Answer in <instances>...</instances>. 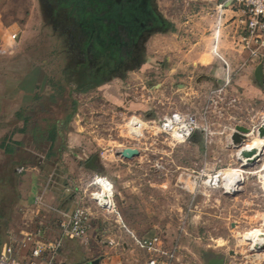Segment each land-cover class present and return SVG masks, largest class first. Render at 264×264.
<instances>
[{
	"label": "rangeland",
	"instance_id": "rangeland-1",
	"mask_svg": "<svg viewBox=\"0 0 264 264\" xmlns=\"http://www.w3.org/2000/svg\"><path fill=\"white\" fill-rule=\"evenodd\" d=\"M153 2L167 25L164 31L143 39L140 61L119 76L105 78L100 86L78 92L79 72L74 71L77 64L70 53L72 45L65 38L67 31L52 20L49 8L41 0H0L3 22L15 20L24 29L29 19L23 47L36 48L35 38H41L42 52L36 53L35 64L42 70V134H48L67 109L73 106L75 110L62 135L65 149L78 157L66 155L58 167L64 170V177L61 172L56 182L78 188L75 194L70 189L73 196L60 195L64 198L60 201L70 200L75 205L77 198L71 197L83 195L82 201L89 205L85 195L88 197L92 186L88 181L97 171L113 182L114 202L120 213L131 226H139V230H131L145 236L158 233L166 243L177 241L179 261L206 264L218 256L223 264H264V255L252 256L255 251L249 250L245 238L248 235L250 240L251 233H258L255 229H264V153L256 163L254 159L241 162L237 154L239 148L250 143L264 145V73L259 85L253 74L258 63L250 62L233 44L229 33L232 27H226L232 9L223 11L216 38V4L202 9L203 0ZM9 32L0 24V44ZM213 45L227 65L212 52ZM188 52L210 59L189 61L185 56ZM218 69L222 77L213 78ZM221 86L224 89L212 104L208 96ZM35 107L28 113H34ZM174 109L195 112L206 132L186 141L160 132L156 127L159 119ZM238 125L248 127L251 134L236 144L232 136ZM47 145L42 142L43 148ZM125 147L136 148L140 154L125 158L121 155ZM78 159V171H69L68 164L73 160L76 165ZM126 165L133 168L125 169ZM215 173L224 182L226 175L240 173L242 184L233 188L237 192L225 193L221 186L213 185ZM21 174L18 170L17 176ZM49 174L46 171L43 179L41 176L43 184L48 177L50 183L54 181L55 175ZM49 214L44 211L42 219L49 221ZM98 215L91 222L92 237L93 228H100L101 218H105L102 211ZM112 239L119 252L123 250L124 236ZM129 247L143 264L145 252L132 242Z\"/></svg>",
	"mask_w": 264,
	"mask_h": 264
},
{
	"label": "crops",
	"instance_id": "crops-1",
	"mask_svg": "<svg viewBox=\"0 0 264 264\" xmlns=\"http://www.w3.org/2000/svg\"><path fill=\"white\" fill-rule=\"evenodd\" d=\"M221 1L203 0L200 6L204 9L205 6L208 7L214 3L217 7ZM1 5L2 3H0V7ZM233 15L235 18L228 19L226 25V27H232L229 30L231 39L235 34V24L239 12L234 11L231 17ZM190 20L191 17L188 18V21ZM11 21L3 22L0 19V24L5 27V30L17 33L16 48L8 54L0 55V247L5 243L11 244L14 247L16 257L27 260L32 244L31 241L26 240L28 235H33L40 241H48L55 238L58 233L57 226L52 223L57 214L51 210L48 211L42 204L36 205L35 197L42 194L45 205L64 210L72 209L74 205L71 204L70 200L62 202L60 199L64 198H60V195L66 197L72 193L75 194L78 187H67L63 185L64 183L60 185L56 180H58L61 172V177H64V170H60V165L66 155H72L74 159L78 155L70 149H65L63 144V128L71 116L70 110L67 109L66 113L52 124L48 134H42L44 133L41 124L42 80H39V74L42 73V70L37 68L35 64V59L38 57L36 53L42 52L41 38H35L37 51L32 52L36 48L23 47L22 40L28 33L29 19L26 20L24 29L18 26L15 20ZM174 28H176V24H174ZM219 32L220 28L217 31L215 27L216 37ZM15 52L16 54H14ZM212 52L220 58L215 45L212 47ZM185 56L189 61H208L210 59L196 52L185 53ZM222 75L223 72L218 69L212 77H222ZM35 105L34 113L29 114L31 107ZM196 135L197 133L190 139L195 138ZM43 141L48 143L46 148L42 147ZM72 162L74 161L72 160L68 164L67 169L71 172L78 171L80 160L76 161V165ZM83 165L86 166L85 163ZM29 167L30 172L27 171ZM124 168L131 169L133 166L126 165ZM18 170L22 173L20 176H17ZM46 171L50 172L49 175L54 174L55 179L49 185L44 186L49 177L43 184L41 176L43 179ZM94 172L97 173V171ZM70 189L73 191L72 193H69ZM77 196L74 195L71 198L75 199ZM44 211L51 213L49 214L51 215L49 221L42 219ZM120 216L121 222L113 215H104L105 218H101L100 228H93V233H91L94 234L93 237L90 235L92 227L89 229L85 243H80L74 239H65L54 264H85L94 259H98L96 264H139L140 261L130 253V238L122 223L130 230H139V226L136 223H132L131 226L123 214L120 213ZM106 218L110 221L108 222ZM112 224L114 227L111 226ZM134 230L132 231L139 235ZM122 235L125 238L122 242H125L126 245L122 244L124 251L119 252L115 244L108 243V239ZM94 251H97L98 254H93ZM122 253L123 256H121Z\"/></svg>",
	"mask_w": 264,
	"mask_h": 264
},
{
	"label": "built area",
	"instance_id": "built-area-1",
	"mask_svg": "<svg viewBox=\"0 0 264 264\" xmlns=\"http://www.w3.org/2000/svg\"><path fill=\"white\" fill-rule=\"evenodd\" d=\"M229 9H232V12H239L237 23L235 24V34H232L233 44L246 54L250 62H262L264 66V0H222L215 8L218 30L222 26L220 20H222L223 11ZM233 18H235V15L230 17L229 20ZM16 40L17 33L9 32L0 44V55L12 52L16 48ZM220 58L227 65L226 61L222 57ZM226 74L228 76V71ZM223 89L221 86L210 92L208 98L212 104L217 103V97ZM156 127L163 134L179 141H186L196 133L206 132L200 117L195 112L177 109L163 114ZM262 156L260 155L259 158ZM217 173L212 177L213 185L221 186L225 193H234L233 190H230V192L226 191L227 184L223 181L222 176L218 177L216 175ZM262 182L264 185L263 176ZM49 184L50 179L46 181L44 186ZM88 185L92 186L88 197L85 195V198H87L86 202L89 205L82 201L84 199L83 195L78 196L80 199L77 197L75 205L70 210L45 205L42 194L37 195L35 197L36 205L42 204L45 209L57 214V217L52 222L58 228L57 236L52 240L40 241L35 236L28 235L26 240L31 241L32 244L27 260H21L16 257L14 247L5 243L0 247V264H54L65 239L78 240L80 243L86 242L91 222L95 215H98V211H102V214L104 213L105 215L106 213H113V216L121 222L120 212L114 202L115 186L113 182L103 174L94 173L89 177ZM122 225L129 235L130 242L145 252L147 256L145 264H191L188 260L179 261L180 246L177 241L166 243L158 233L139 236L123 223ZM108 243L113 245L116 241L108 239ZM122 244L126 245L125 242H122Z\"/></svg>",
	"mask_w": 264,
	"mask_h": 264
},
{
	"label": "flooded vegetation",
	"instance_id": "flooded-vegetation-1",
	"mask_svg": "<svg viewBox=\"0 0 264 264\" xmlns=\"http://www.w3.org/2000/svg\"><path fill=\"white\" fill-rule=\"evenodd\" d=\"M41 1L49 8L54 23L67 31L64 35L69 46L72 45L70 53L77 64L74 71L79 76L88 74L92 82L119 76L135 65L140 59L142 38L156 26L152 20L127 29L122 14L131 0H121L118 4L116 0ZM62 12L72 19L69 25L61 20Z\"/></svg>",
	"mask_w": 264,
	"mask_h": 264
},
{
	"label": "trees",
	"instance_id": "trees-1",
	"mask_svg": "<svg viewBox=\"0 0 264 264\" xmlns=\"http://www.w3.org/2000/svg\"><path fill=\"white\" fill-rule=\"evenodd\" d=\"M152 2L153 0H131L130 2L128 1V7L122 14V17L124 16L123 18L126 20V27L128 30L133 29L131 27L132 25L135 28H138L140 23H148L152 20L153 22H156V26H154V28H152L147 34H145L142 39H144L150 33L156 31H164L165 26L167 25L162 15L159 14V12L156 10L154 2ZM95 3L100 4L98 1H95ZM119 19L122 20L121 17ZM61 20L65 22L64 24L69 25L72 19L65 12H62ZM169 27L170 26L168 24L167 28ZM102 81L103 80L96 79L94 82H92L91 76H89L88 74L80 75L76 80V90H78V92L85 91L89 87L101 84ZM74 111V107H72L70 110V114Z\"/></svg>",
	"mask_w": 264,
	"mask_h": 264
},
{
	"label": "water",
	"instance_id": "water-1",
	"mask_svg": "<svg viewBox=\"0 0 264 264\" xmlns=\"http://www.w3.org/2000/svg\"><path fill=\"white\" fill-rule=\"evenodd\" d=\"M121 0H116V3H120ZM263 64L262 62H259L255 68H254V77L255 79L257 80L258 84L261 85L263 83ZM236 131L235 133L233 134L232 136V140L234 143L236 144H239L241 143L242 139H244V137H246V133L249 132V128L248 127H245V126H241V125H238L236 126ZM139 150L136 149V148H132V147H126L124 148L122 151H121V155L125 158H133L134 156H137L139 155ZM257 155V152L255 151H252V150H242L241 151V156L242 157H245V158H248L249 160H252L253 157H256L254 158V160H252V162H255L257 161V159L260 157L259 156H256ZM93 158H91L89 161H90V165L93 163ZM252 166V165H250ZM242 167H246V165H242ZM259 249H264V245H260ZM98 263V259H94V260H90L88 262H86L85 264H96ZM206 264H223V258L222 257H218V256H214V257H211L207 262Z\"/></svg>",
	"mask_w": 264,
	"mask_h": 264
},
{
	"label": "bare ground",
	"instance_id": "bare-ground-1",
	"mask_svg": "<svg viewBox=\"0 0 264 264\" xmlns=\"http://www.w3.org/2000/svg\"><path fill=\"white\" fill-rule=\"evenodd\" d=\"M215 27L217 29V26H215ZM217 31H218V29H217ZM249 133L251 134L250 130H249L248 133H246L245 136H248ZM242 150H252V151H255V152H257V155L256 156H259V155H262V153H264L263 152L264 151V145L261 144V143H259V144L250 143L248 145H245V146H242L241 148H239V150L237 152L238 157H239V159H240L241 162H244L245 161L244 163H246V162H248L249 159L241 156V151ZM254 158H256V157H253L252 159H254ZM225 178H226L225 179V183L227 184L226 186L229 188V192H230V190L235 191L234 189L235 188L237 189L239 187V184L241 182V174L240 173H233V174L231 173V174L226 175ZM255 231H257L258 233H251V238L252 239L249 240L247 238L248 235H246L245 238L248 241L249 250L255 251V253H253L252 256H254L255 258H258V257L264 255L263 253L261 254V251H264V250L259 249L260 245H264V229H261V230L260 229L259 230L255 229Z\"/></svg>",
	"mask_w": 264,
	"mask_h": 264
}]
</instances>
